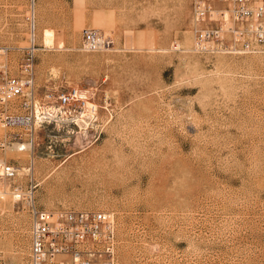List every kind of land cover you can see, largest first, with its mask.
Returning <instances> with one entry per match:
<instances>
[{
	"label": "rangeland",
	"instance_id": "obj_1",
	"mask_svg": "<svg viewBox=\"0 0 264 264\" xmlns=\"http://www.w3.org/2000/svg\"><path fill=\"white\" fill-rule=\"evenodd\" d=\"M193 1L0 0V63L18 74L35 45L38 112L88 102L33 142L0 130L26 144L0 148L19 169L0 178V264H29L33 207L112 213L118 264H264V43L198 47ZM86 28L108 47L84 50Z\"/></svg>",
	"mask_w": 264,
	"mask_h": 264
},
{
	"label": "built area",
	"instance_id": "obj_2",
	"mask_svg": "<svg viewBox=\"0 0 264 264\" xmlns=\"http://www.w3.org/2000/svg\"><path fill=\"white\" fill-rule=\"evenodd\" d=\"M193 22L200 48L253 49L264 43V0H194ZM34 30L32 23L33 34ZM82 35L84 50L100 51L108 47L109 38L101 29L86 28ZM8 51V47L0 48V54ZM34 65V44L23 49L18 74L10 73L7 62L0 63V130L21 127L31 135L32 142L36 124L54 116L57 107L72 111L88 106L85 95L74 88L47 94L53 106L39 113ZM91 109L96 111V106ZM23 140V132L6 135L0 140V148L18 144L22 150L26 148ZM18 171L13 163L0 159V178L15 179ZM31 212L29 264H118L117 226L112 213L36 207Z\"/></svg>",
	"mask_w": 264,
	"mask_h": 264
},
{
	"label": "bare ground",
	"instance_id": "obj_3",
	"mask_svg": "<svg viewBox=\"0 0 264 264\" xmlns=\"http://www.w3.org/2000/svg\"><path fill=\"white\" fill-rule=\"evenodd\" d=\"M45 42H46V44H49L48 39H46ZM91 106H92V104H91ZM13 200H15V199H13ZM14 202H15V201H14Z\"/></svg>",
	"mask_w": 264,
	"mask_h": 264
}]
</instances>
